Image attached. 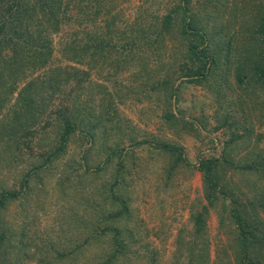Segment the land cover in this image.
I'll use <instances>...</instances> for the list:
<instances>
[{"label":"trees","instance_id":"trees-1","mask_svg":"<svg viewBox=\"0 0 264 264\" xmlns=\"http://www.w3.org/2000/svg\"><path fill=\"white\" fill-rule=\"evenodd\" d=\"M112 9L0 0V264H159L133 206L141 147L165 159L166 182L181 166L200 175L199 209L169 264H208L210 209L231 236L225 264H264V148L253 123L264 125V0H174L132 27ZM53 36L69 65L53 64ZM189 86L212 96V126L185 118ZM126 102L155 104L159 130L211 148L191 165L178 143L124 119L116 105ZM222 131L215 146L210 135Z\"/></svg>","mask_w":264,"mask_h":264},{"label":"rangeland","instance_id":"rangeland-1","mask_svg":"<svg viewBox=\"0 0 264 264\" xmlns=\"http://www.w3.org/2000/svg\"><path fill=\"white\" fill-rule=\"evenodd\" d=\"M110 3L113 6L112 13L119 17L118 25L132 27L133 23H140L147 13L161 14L174 4V0H110ZM193 6L195 7V4ZM58 42V37L53 36V64L69 65L61 61ZM133 71L135 68L130 72H122L118 75L119 79L124 83L131 81ZM91 74V79H96L93 72ZM97 82L111 89L106 81L97 78ZM181 99V108L185 111V118L203 116L212 126L210 115L215 108V102L209 92L200 87L189 86L182 90ZM231 100L236 102L234 97H231ZM116 107L124 119L141 130V135H156L159 139L178 143L184 150V157L193 166L197 165V157L201 156L200 154L206 155L208 149L211 148L205 140L200 142L186 134L176 137L172 132L159 130L158 115L161 110L155 104L126 102L117 104ZM253 123L255 133L262 136L260 147L264 148V125L256 121ZM204 134L201 132V135ZM210 137L215 139V146L216 142L225 139L223 131L211 133ZM70 152H72L71 148ZM134 153L135 157L140 159L141 166L138 167V173L135 175L139 179L137 178V181L133 183V206L137 216L143 221L144 228L149 232L145 241L158 253L159 264H169L175 251L174 241L177 231L184 229L188 232L191 229L189 213L199 209L197 196H200V175L194 168L185 169L181 166L176 170V174L166 182L161 169L165 159L161 155L150 150L147 152L143 147L136 149ZM4 179L6 178L0 175V181ZM235 181L239 182L236 179ZM164 183H167V186ZM242 192L248 191L242 189ZM246 197L251 198V195L246 194ZM261 217L264 220V215ZM205 223L209 252L208 264H225V251L231 244V236L228 228L219 226L218 209L208 211ZM227 252L230 254L229 250Z\"/></svg>","mask_w":264,"mask_h":264}]
</instances>
